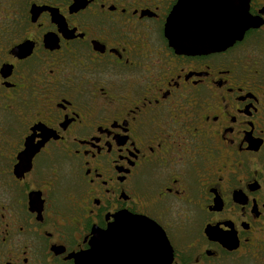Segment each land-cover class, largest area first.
I'll list each match as a JSON object with an SVG mask.
<instances>
[{
    "label": "flooded vegetation",
    "instance_id": "1",
    "mask_svg": "<svg viewBox=\"0 0 264 264\" xmlns=\"http://www.w3.org/2000/svg\"><path fill=\"white\" fill-rule=\"evenodd\" d=\"M194 26L238 38L173 47ZM118 218L264 264V0H0V264H80Z\"/></svg>",
    "mask_w": 264,
    "mask_h": 264
},
{
    "label": "water",
    "instance_id": "2",
    "mask_svg": "<svg viewBox=\"0 0 264 264\" xmlns=\"http://www.w3.org/2000/svg\"><path fill=\"white\" fill-rule=\"evenodd\" d=\"M237 24L244 27L246 25L245 18ZM237 33L234 30L232 35L224 36L225 38L208 42L197 41L194 45L195 47L211 46L213 49L220 44L230 45L238 38ZM190 46L192 47V44L183 46V48L188 49ZM138 221V219L132 218L130 223L127 221L123 224L124 220L118 218L117 227L114 229L112 227L108 228L105 232H95L94 238L89 244L90 249L84 254L76 256L75 259L79 260L80 264H114L116 257H119V259L126 258L125 262L131 264L133 257L139 259L140 256L145 264H171L172 252L165 233L150 221L151 229L148 232L141 233L140 228L142 226Z\"/></svg>",
    "mask_w": 264,
    "mask_h": 264
},
{
    "label": "snow or ice",
    "instance_id": "3",
    "mask_svg": "<svg viewBox=\"0 0 264 264\" xmlns=\"http://www.w3.org/2000/svg\"><path fill=\"white\" fill-rule=\"evenodd\" d=\"M201 35H202V30L198 26H194L193 29L191 31L187 32L186 34L174 35L172 37V39L175 41V46L183 47V46H187L189 44H194L195 42H197L201 38ZM138 222L143 227L145 232H148L152 227L150 225L149 221H147V220H141ZM111 225H112V229L117 227V220H116V224H114V225L111 224Z\"/></svg>",
    "mask_w": 264,
    "mask_h": 264
}]
</instances>
